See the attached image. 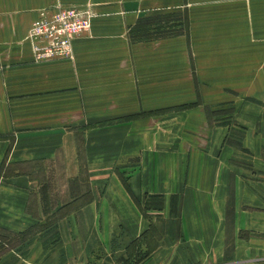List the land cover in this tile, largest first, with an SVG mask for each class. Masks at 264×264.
<instances>
[{
  "label": "crops",
  "instance_id": "obj_1",
  "mask_svg": "<svg viewBox=\"0 0 264 264\" xmlns=\"http://www.w3.org/2000/svg\"><path fill=\"white\" fill-rule=\"evenodd\" d=\"M81 1L5 0L0 230L33 227L31 166L51 163L89 198L40 264H121L149 223L121 175L162 199L157 245L136 264H264V0H90L112 16L70 58L33 62L37 9ZM142 11L181 30L129 33Z\"/></svg>",
  "mask_w": 264,
  "mask_h": 264
},
{
  "label": "rangeland",
  "instance_id": "obj_2",
  "mask_svg": "<svg viewBox=\"0 0 264 264\" xmlns=\"http://www.w3.org/2000/svg\"><path fill=\"white\" fill-rule=\"evenodd\" d=\"M6 5L7 3H5V0H0V17L6 16ZM68 6L84 9L90 13V24L87 33L85 34L89 33L92 19H94L95 17L112 16L111 11L106 13H99V11L96 10V5H94L90 0H83L74 4L70 3ZM42 8L51 9L52 7ZM159 13L160 12L149 13L148 11H142L141 15H139L137 19V21L140 20V25H137L138 22L136 21L133 26L128 27V32L133 33L136 29H138L141 33L168 34L181 30V26L175 27V25L173 24V18L168 17V15H165V13ZM168 21L170 23H168ZM31 23L28 29L30 28ZM26 42L28 43V40H26ZM31 60L33 62H42L34 61L32 56ZM190 105L191 103L182 104L177 105L173 108L179 109ZM224 113V109L210 111L211 118L217 115L220 116ZM31 170L34 171V173L30 175L31 178H33L34 182L32 185V192L30 197L31 200L29 204L31 209L33 208L34 211L36 209L38 217L36 218L33 227L28 231L19 233H7L0 230V259L2 258L11 260L10 262H6V260L4 262H0L2 264H16L17 261L19 262V259H24L28 261L29 264H40V259H43L41 255H45V253L47 252H45L44 250L53 248L54 246H57V242H60L59 235L57 236V238H55L56 231L54 232V228L59 225L60 221L65 222L66 220H70V218L65 219V217L76 210L79 204L89 198L88 192L85 191V187L78 186L75 184L76 181L63 177L59 169L55 167L54 164L52 165L51 163H46L45 168L41 166H37V168L31 166ZM121 178H124V176L121 175ZM76 193H79V196L76 197ZM136 199L143 214L149 221L150 226L142 239L130 246L129 251H127L129 257L126 259L125 254V257L121 259V264H132L133 261L138 257V254L142 255L147 250L148 253L151 252L152 249L157 245L158 238L160 236L159 229L154 223L161 216L160 211L162 199L156 196H143V194L136 196ZM176 204L177 201L175 199L174 205L176 206ZM38 242L46 243L45 245H43L44 249H42L41 254H39ZM49 253L50 251L47 252V255ZM20 263L27 264L25 261H20Z\"/></svg>",
  "mask_w": 264,
  "mask_h": 264
},
{
  "label": "built area",
  "instance_id": "obj_3",
  "mask_svg": "<svg viewBox=\"0 0 264 264\" xmlns=\"http://www.w3.org/2000/svg\"><path fill=\"white\" fill-rule=\"evenodd\" d=\"M89 19V12L72 6L38 9L26 34L33 60L70 58L71 42L87 33Z\"/></svg>",
  "mask_w": 264,
  "mask_h": 264
},
{
  "label": "trees",
  "instance_id": "obj_4",
  "mask_svg": "<svg viewBox=\"0 0 264 264\" xmlns=\"http://www.w3.org/2000/svg\"><path fill=\"white\" fill-rule=\"evenodd\" d=\"M121 182H122L124 188H125V189L127 190V192L130 194V196H131L133 202L135 203V205L137 206V208L139 209V211L141 212V214L143 215V217L146 218L145 215L143 214L141 208H140V205H139V203H138L136 197H135V196L129 191V188H128L127 183H126V181L124 180V178H121ZM143 196H146V195L143 194ZM146 219H147V218H146ZM148 222H149V221H148ZM149 226H150V225H149V223H148V227H147V229H145L140 235H138V237H136V238H134L133 240H131V241L129 242V244L125 247L126 259L129 257L127 251H129L130 246H132L133 244L137 243L139 240L142 239V237H143V236L145 235V233L148 231ZM27 231H28V230H27ZM147 253H148V250L145 251L142 255H139V254H138V257L133 261L132 264H136V263H137L139 260H141L142 257L145 256ZM126 259H125V260H126Z\"/></svg>",
  "mask_w": 264,
  "mask_h": 264
}]
</instances>
